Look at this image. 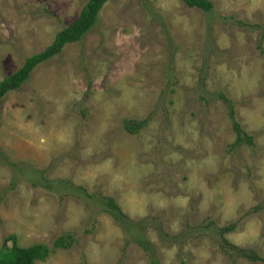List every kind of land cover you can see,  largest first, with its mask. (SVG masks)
<instances>
[{
  "label": "rangeland",
  "instance_id": "374dc122",
  "mask_svg": "<svg viewBox=\"0 0 264 264\" xmlns=\"http://www.w3.org/2000/svg\"><path fill=\"white\" fill-rule=\"evenodd\" d=\"M209 1L109 0L1 100L0 249L73 234L37 264H262L225 253L219 229L264 256V0ZM88 2L0 0V82ZM232 110L251 145L231 147Z\"/></svg>",
  "mask_w": 264,
  "mask_h": 264
},
{
  "label": "trees",
  "instance_id": "16d2710c",
  "mask_svg": "<svg viewBox=\"0 0 264 264\" xmlns=\"http://www.w3.org/2000/svg\"><path fill=\"white\" fill-rule=\"evenodd\" d=\"M109 0H89L85 5L79 19L68 27H65L57 35L52 45L47 47L44 51L28 57L25 64L15 73L6 76L0 82V102L10 92L20 90L23 85L30 79L34 70L41 64L55 58L62 53L64 47L68 44L80 42L83 37L95 26L99 13L103 6ZM189 7L198 8L205 12L213 11V4L209 0H183ZM249 27L256 28L257 25ZM204 81V78H201ZM223 103L231 105V101L223 95L222 92L215 93L211 96ZM231 120L233 121V129L236 134V139L232 144V148H239L243 144L249 145L253 142V137L247 134L235 118L233 110L231 111ZM150 117L143 121H134L130 119H123L124 129L130 134H137L142 131L148 124ZM103 205L107 208V212L112 216L118 218L121 216V211L118 205L112 198H103ZM258 208L255 209L257 211ZM236 224H231L219 229V234L222 237V250L233 256H239L247 261L264 264V256H262L255 248H239L227 239H223L224 235L235 230ZM73 234H65L59 237L53 247H49L44 243L33 244L30 247H22L16 235H9L3 242L0 249V264H37V262H44L51 254L56 253L59 249H68L73 244ZM10 244V245H9ZM145 249L152 251L148 242L141 241ZM149 264H161L159 260L152 257Z\"/></svg>",
  "mask_w": 264,
  "mask_h": 264
}]
</instances>
